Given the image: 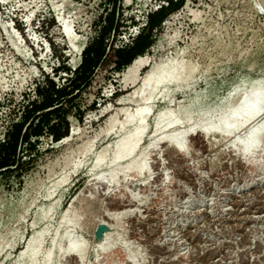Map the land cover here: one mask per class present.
<instances>
[{"label": "rangeland", "instance_id": "374dc122", "mask_svg": "<svg viewBox=\"0 0 264 264\" xmlns=\"http://www.w3.org/2000/svg\"><path fill=\"white\" fill-rule=\"evenodd\" d=\"M169 1L180 4L151 31L150 48L118 66L117 51L147 32L148 15ZM100 41L105 54L88 82L0 169V264H43L48 252L50 264H75L66 254L75 242L85 251L80 264H264V138L248 156L239 150L264 113L235 140L190 131L203 114L215 123L264 80V0H0V144L41 102L38 89L80 80L85 51ZM176 56L193 68L188 84L166 83L144 102L130 98L125 90ZM142 107L136 177L131 157L113 162L112 154L136 116L123 128L118 122ZM107 115L116 116L112 124ZM158 115L175 123L155 133ZM169 135H180L183 154L164 144ZM65 214L78 222L60 225Z\"/></svg>", "mask_w": 264, "mask_h": 264}, {"label": "bare ground", "instance_id": "6f19581e", "mask_svg": "<svg viewBox=\"0 0 264 264\" xmlns=\"http://www.w3.org/2000/svg\"><path fill=\"white\" fill-rule=\"evenodd\" d=\"M69 31L70 30L66 28L65 32L67 34V37L70 39L71 36ZM177 59L178 58L176 56L175 59L170 61L167 65L161 66L155 75H151V74L147 75L141 81V84L139 86H134L133 91L125 90L126 92L130 93V98L133 99L140 98V101L144 102L149 100V97H151L152 94H154V92L158 88L165 87L166 83L174 84L178 87L185 83L188 84L193 76V68L180 67L181 63H179ZM138 63L139 60L137 59L135 61V64ZM261 110H264V80L258 82L257 86L251 88L250 91L247 92L245 95H241L238 101L229 109L227 108L223 110L220 116L218 117V120L215 123L212 122L211 117L209 116L205 117L206 114H203L202 115L203 119L201 120V122L197 123L195 126H192L190 131L197 132L203 138H206L207 136H210L211 134L214 133L221 135L224 138L226 137L231 138L232 135H237L235 133L238 130L242 129L250 121H252L260 113ZM147 114H148L147 108L142 107L137 109L136 112L133 114L123 115L124 118L120 122H118L119 123L118 128H123L124 126H126L131 122L132 116H136L135 128L133 132L130 134V136L121 145L117 146L114 149L112 154L113 162H120L125 157H131L127 169H130V166L132 165L131 170H133V174L136 177L140 176V174L143 171V167L140 164L139 165L136 164V161L133 159V154L135 152L136 143L145 134L146 131L145 120L147 118ZM260 117L256 118V121L259 120ZM115 118L116 116H108V121H110V124L114 122ZM183 120L185 122H189L188 113L185 115V118ZM174 123L175 121L172 117L158 115L157 118L155 119L154 132L155 133L158 132V130L162 126L169 127L172 126ZM248 126L246 127V129L250 128ZM108 133H110V131ZM179 137L180 135H169L165 139L164 144L174 152L183 154L185 152V148L183 142L181 141V138ZM262 137L264 138V118L258 121L250 129L249 133L248 134L246 133V135L240 141L241 143H239V150L242 152V155L248 156L250 150L257 145L256 140ZM232 138L234 139L235 136L234 137L232 136ZM104 160H105V155L101 154L97 156L93 161L94 167H97L99 164L103 163ZM115 171H111L109 175L110 176L109 182H114L117 172ZM77 222H78L77 217H70L69 215L65 214L63 217H61L59 224L74 225ZM55 240L56 239L53 237L52 241ZM35 242H36V238L34 236L30 240V243L27 246V249L26 251H24V253H28L29 256L33 254L34 256ZM84 252H85L84 247L78 242H75L72 246H70L67 249L66 254L74 260L75 264H80L83 261ZM50 262H51V252H48L45 256V260L43 264H50Z\"/></svg>", "mask_w": 264, "mask_h": 264}, {"label": "trees", "instance_id": "16d2710c", "mask_svg": "<svg viewBox=\"0 0 264 264\" xmlns=\"http://www.w3.org/2000/svg\"><path fill=\"white\" fill-rule=\"evenodd\" d=\"M179 4L180 3L174 4L172 1H169L167 7L160 6L159 9L148 15V31H141L136 38L132 40L133 42L131 46L117 51V65H130L136 57L141 56V54L150 48L149 38L151 31L155 28H159L164 14L171 9L178 7ZM113 17L114 13L112 12L109 18L110 27H114ZM104 54L105 45L102 41L97 42L94 46L88 48L82 57V64L79 70L81 78L79 81H72L73 85L67 90L59 89L51 81L49 91L38 89V95L41 98V102L30 105V108L27 109V113H25L24 121L15 125L12 133L6 138V140L3 141L2 144H0V169L7 168L8 164H12L14 162L12 160L15 159L18 142L29 144L31 137H38L41 124L46 123L52 114L57 113L61 109L62 106L59 102L65 97L68 98L72 96L75 91H78L82 85H85L88 82L95 67L103 58ZM71 98L72 97L68 100ZM47 109L51 110H48L38 117L39 119L37 123H34V114ZM28 122V126L24 128ZM46 125H49V123L47 122ZM51 136L53 139L57 140L54 133H52Z\"/></svg>", "mask_w": 264, "mask_h": 264}, {"label": "water", "instance_id": "95a60500", "mask_svg": "<svg viewBox=\"0 0 264 264\" xmlns=\"http://www.w3.org/2000/svg\"><path fill=\"white\" fill-rule=\"evenodd\" d=\"M264 113V110H261L260 113L257 116H260Z\"/></svg>", "mask_w": 264, "mask_h": 264}]
</instances>
